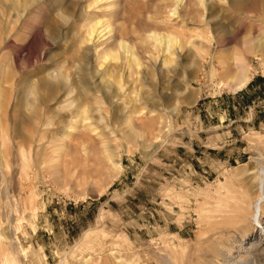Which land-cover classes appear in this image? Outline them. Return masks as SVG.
<instances>
[{
	"label": "rangeland",
	"instance_id": "374dc122",
	"mask_svg": "<svg viewBox=\"0 0 264 264\" xmlns=\"http://www.w3.org/2000/svg\"><path fill=\"white\" fill-rule=\"evenodd\" d=\"M262 169L264 0H0V264H264Z\"/></svg>",
	"mask_w": 264,
	"mask_h": 264
},
{
	"label": "bare ground",
	"instance_id": "6f19581e",
	"mask_svg": "<svg viewBox=\"0 0 264 264\" xmlns=\"http://www.w3.org/2000/svg\"><path fill=\"white\" fill-rule=\"evenodd\" d=\"M86 12V11H85ZM70 17V16H69ZM69 17H67V20H69L70 18ZM65 20H66V18H65ZM66 20V21H67ZM102 25V23H100V21H99V23L97 24V26H95V27H93L91 30H89L90 31V33H89V36L91 37V38H93L94 36H96V37H99L100 35H102L106 30L105 29H103L102 28V26H100L99 28H98V26L99 25ZM102 29V30H101ZM111 32V31H110ZM103 36H104V34H103ZM168 37V36H167ZM88 38V37H87ZM89 40H90V38H89ZM168 40V39H167ZM163 41H164V43H166L165 41H166V39L164 40L163 39ZM170 42L172 43L173 42V39H170V41H168V43L170 44ZM122 46L127 50L128 48H127V46H128V44L124 41V42H122ZM169 46H168V44H167V48H168ZM129 51H127V53H128ZM60 77V76H59ZM44 80H42L41 82H37V81H34V79L32 80V81H30V83L29 84H27V85H24V86H22L23 88L21 89V93L23 94V96H21L22 97V99L23 98H26V97H30V99H27V103H29V104H32V96H36V95H38V94H41L42 93V91H44V90H53V89H55V88H58V87H64V86H67V83L65 82V78L62 76V78L60 77L59 78V80L58 81H56L55 79L56 78H53V76H46L45 78H43ZM56 81V82H55ZM248 81H249V78L248 77H245V79L243 80V81H241V83L237 86V89L238 88H241L242 86H244V85H246L247 83H248ZM28 82V81H27ZM19 94V93H18ZM24 96H26V97H24ZM40 98V97H39ZM23 106V105H22ZM33 108H36L35 110H37L38 108L34 105V107ZM33 111V112H37V111ZM36 116V117H35ZM38 119H40V118H38L37 117V115H36V113H34V115H32L31 117H30V124H32L33 122H39L40 123V120L38 121ZM42 121V120H41ZM42 123V122H41ZM34 124V123H33ZM34 126H35V124H34ZM35 127H37V126H35ZM42 127V126H41ZM34 128V127H33ZM37 128H39V127H37ZM36 128V129H37ZM35 129V130H36ZM33 130V129H32ZM36 131H38V130H36ZM36 131H33V133L34 132H36ZM42 131V130H41ZM68 131H69V129L67 128L66 130H64L63 132H61V133H59V135H64V134H68ZM39 132H40V130H39ZM39 132H37V133H39ZM35 134V133H34ZM58 134V133H57ZM36 136V135H35ZM38 136V135H37ZM34 137V136H33ZM44 150H46V149H44ZM260 175H259V177H258V183H257V189H258V192H259V195H258V197H257V199L255 200V202H254V204H253V208H252V216H251V219H252V221H254L257 225H259V226H261V227H263L264 226V224H263V222H264V169H262V170H260V173H259ZM253 190V189H252ZM241 207V206H240ZM247 208V207H246ZM240 208H238V210H239ZM241 210V209H240ZM248 210V209H247ZM251 210V209H250ZM242 211H245V208H242ZM232 215V214H231ZM229 216V215H228ZM223 223V222H222ZM227 224H229V223H227ZM224 226V225H223ZM225 227H226V225H225ZM252 244V243H251ZM252 248H254L255 249V251L256 252H259V257H264V252H263V250H261L260 248H259V245L257 244V245H253V246H251ZM262 248V247H261ZM248 249H250V248H248ZM252 251H253V249H252Z\"/></svg>",
	"mask_w": 264,
	"mask_h": 264
}]
</instances>
